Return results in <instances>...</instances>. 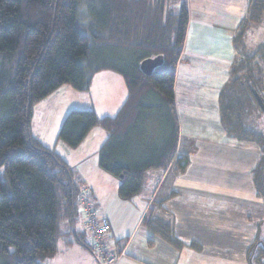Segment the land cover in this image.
<instances>
[{
	"label": "trees",
	"instance_id": "1",
	"mask_svg": "<svg viewBox=\"0 0 264 264\" xmlns=\"http://www.w3.org/2000/svg\"><path fill=\"white\" fill-rule=\"evenodd\" d=\"M263 18L264 0H253L234 39L237 50L246 55L232 66L219 108L226 134L260 149L253 180L264 201V110L259 102L264 94L258 63L264 61V43L251 54L243 46L250 27ZM188 24L184 0H0V264H41V259L54 258L66 235L62 224L77 225L80 193L85 190L90 199L66 161L32 134L36 107L63 86L88 92L98 72L124 76L128 99L115 117L100 119L94 111L74 110L59 133V140L72 149L96 127L110 134L99 164L121 179L122 199L141 193L146 172L172 162L179 134L176 67ZM92 42L100 48L140 51L141 59L127 70L94 68ZM160 55L164 65L145 76L141 62ZM150 124L158 126L160 140H146ZM190 163L189 154L180 156L176 171L186 172ZM143 223L175 248L185 246L171 224L147 217ZM75 234L91 250L84 233ZM249 259L251 264L264 263V240L252 246Z\"/></svg>",
	"mask_w": 264,
	"mask_h": 264
},
{
	"label": "crops",
	"instance_id": "2",
	"mask_svg": "<svg viewBox=\"0 0 264 264\" xmlns=\"http://www.w3.org/2000/svg\"><path fill=\"white\" fill-rule=\"evenodd\" d=\"M252 1L189 0V24L174 86L178 150L167 168L145 173L144 186L138 196L122 199L119 196L121 179L101 168L99 153L110 136L104 129H93L76 149L54 150L74 170L96 211L110 221V241L117 242L124 252L116 264H251L252 246L264 239V201L258 196L253 180V170L261 154L258 150H245L244 142L237 143L226 134L219 108L221 90L230 81L231 68L238 61L234 39L248 18ZM215 30L227 39L224 43H214L216 47H224V51L216 56L214 51L207 52L211 47L208 48L202 38H206L205 33ZM256 46L245 47L254 49ZM218 64L224 67V71L219 72L222 73L220 77L217 71L194 69L218 67ZM94 88L102 89L99 100L103 105L87 110L94 111L100 119L115 117L128 99L124 76L110 70L98 72L90 90ZM51 98L52 95L36 107L32 126L37 133L38 127L41 130L40 125L50 120L49 114L53 120L58 116L57 107L47 109ZM33 135L51 149L42 136ZM97 137L100 139H94ZM89 144L94 145L91 152ZM191 148H194L193 152ZM61 152H65L63 156ZM185 154H189L191 163L186 172L178 173L176 161ZM215 159H220L224 168L212 169L209 163ZM245 167L248 168L251 196L236 198L234 196L244 191L241 190L244 188L242 182L237 185L241 178L238 170L242 172ZM258 207L263 208V216L256 214L260 211L255 212ZM145 217L171 224L175 237L185 246L177 249L150 231L143 223ZM80 222L79 216L76 230L65 224L63 238L67 239L66 246L70 249L78 245L89 250L79 243L75 234L81 233ZM192 243L199 246L192 247ZM101 261L99 264H106Z\"/></svg>",
	"mask_w": 264,
	"mask_h": 264
},
{
	"label": "rangeland",
	"instance_id": "3",
	"mask_svg": "<svg viewBox=\"0 0 264 264\" xmlns=\"http://www.w3.org/2000/svg\"><path fill=\"white\" fill-rule=\"evenodd\" d=\"M184 1L186 2L187 7L189 9L190 8L189 0H184ZM216 31L217 30H215V32L205 33L206 38L202 37L203 41L205 42L204 44L207 43L208 48L209 46L211 47V49L207 50V52L209 53L211 51H214L215 56L221 54V52L224 51V47L223 46L216 47L214 46V43H219V41L221 43H224L227 40L226 35H221L220 33H217ZM263 42H264V18L261 24L255 26L251 31L247 33L246 38H245V46L250 48V47H253L254 45L258 46L259 43H263ZM91 45H92L91 66L94 68L108 66L109 68L116 69V70H127L131 66H134V65L136 66L141 59L142 53L140 51H134V50L124 49V48L112 49L111 47H108V46L100 48V46L102 45H100L99 43L96 45L94 42H92ZM246 47H245V51L251 54L250 52L253 49H248ZM233 52L234 51H232V53ZM245 55L246 54L243 51H238V61L236 63L243 60ZM261 60L260 59L258 60V63H260L262 66L261 67L262 69L260 72L261 80L259 83L261 84V87H262L261 89L264 94V61H261ZM194 69H196L197 71L202 70V72L205 69H206L205 71H208V70L217 71L216 74H218V77H220L221 76L220 74H222L219 72L224 71V67H221L220 64H218V67H194ZM207 81L208 82L210 81V77H208ZM113 86L115 87V85ZM57 91H58L57 93L52 94L53 98H51L50 102L47 104V109L49 110L50 108L52 109V108L57 107L55 109L57 110L58 116L55 117V120H53L52 119L53 116L49 114L48 117H50V120L48 121L47 119L46 122L44 121L40 125L42 129L40 130V127H38V133H37V130L35 129V127L32 126L33 127L32 132L33 134H38L42 136V138H44V141L46 142V145L50 147L51 150L53 151L57 150L59 152V151H62V148L69 147L66 143L59 140V133H60V130L63 124V123L61 124L60 122H62V120L64 119L65 114L67 113L69 115V113L73 109H79V110L86 109L87 110L88 108L96 107V105H98V107L100 105L101 107V105L103 104L100 102L101 100H99V94L100 92H102L101 88L100 89L94 88L92 90H89L88 92H79V91L74 90L70 86H63ZM260 119L262 120L264 124V114L260 116ZM261 128L264 129V125ZM147 133H149V135H147V138H146L147 141L150 140V142H153V141H158V139L160 140V133H159L158 126H154L153 124L148 125ZM98 138L99 137L94 138V139H98ZM237 143L239 142L237 141ZM93 147H94L93 144H89L88 150L91 152ZM243 147L245 148V150L248 149L251 152L256 151V150L260 152V149L254 143L244 142ZM64 153L65 152H61L60 154H62L63 156ZM209 164L212 169L224 168L225 166V164L222 163L220 159H215L211 161ZM247 170H248L247 167H245V170H243L242 172L240 169L238 170V173L240 174L241 178L238 177L240 181L237 183V185L239 186L242 182L243 183L242 186L244 188L241 190H244V191L239 192V196H234L236 198L237 197L246 198V197L251 196V193L249 192V187H248ZM261 202L263 204V201ZM252 209L253 208L250 207V210ZM257 210H260V211H257ZM262 211H263L262 207H258L255 209L256 214L259 213L260 216H263ZM79 216L81 217V222H82L81 208H80ZM254 220H256V216L254 217ZM81 222H80V226H81ZM65 224L66 223L62 224L63 231L66 229ZM263 237H264V233H263ZM66 243H67L66 238L60 239L58 243V254L55 256V258L41 259L40 263L41 264H94V263L99 264L100 263L99 261L102 260V258L98 256L97 254L93 252L91 253L89 250H85L84 248L78 245L75 246V248L70 249L66 246Z\"/></svg>",
	"mask_w": 264,
	"mask_h": 264
},
{
	"label": "built area",
	"instance_id": "4",
	"mask_svg": "<svg viewBox=\"0 0 264 264\" xmlns=\"http://www.w3.org/2000/svg\"><path fill=\"white\" fill-rule=\"evenodd\" d=\"M79 205L82 211L81 232L86 236L92 252L106 264H116L124 252L117 242L110 241V221L96 211L85 190L79 195Z\"/></svg>",
	"mask_w": 264,
	"mask_h": 264
},
{
	"label": "water",
	"instance_id": "5",
	"mask_svg": "<svg viewBox=\"0 0 264 264\" xmlns=\"http://www.w3.org/2000/svg\"><path fill=\"white\" fill-rule=\"evenodd\" d=\"M165 63L164 56H157L155 58H148L141 62L140 70L145 76H152L154 75L157 68L163 66ZM259 102L264 110V100L259 98Z\"/></svg>",
	"mask_w": 264,
	"mask_h": 264
}]
</instances>
